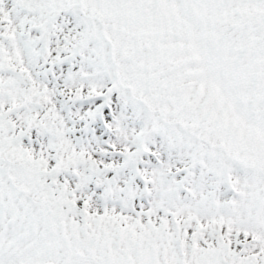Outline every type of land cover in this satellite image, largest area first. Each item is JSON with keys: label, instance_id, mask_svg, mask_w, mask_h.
<instances>
[{"label": "snow or ice", "instance_id": "snow-or-ice-1", "mask_svg": "<svg viewBox=\"0 0 264 264\" xmlns=\"http://www.w3.org/2000/svg\"><path fill=\"white\" fill-rule=\"evenodd\" d=\"M0 264H264V0H0Z\"/></svg>", "mask_w": 264, "mask_h": 264}]
</instances>
